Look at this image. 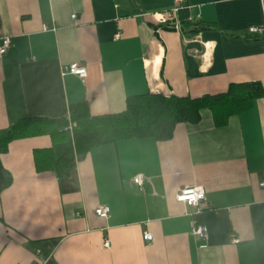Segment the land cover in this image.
Returning <instances> with one entry per match:
<instances>
[{"label":"crops","instance_id":"crops-1","mask_svg":"<svg viewBox=\"0 0 264 264\" xmlns=\"http://www.w3.org/2000/svg\"><path fill=\"white\" fill-rule=\"evenodd\" d=\"M176 6L0 0V46L11 38L0 54V129L24 117L66 118L82 102L103 115L147 93L201 97L244 82L264 90V36L242 38L263 24L264 0H184L189 18L214 24L196 34L157 22ZM74 62L85 78L64 71ZM73 138L19 139L0 156L12 176L0 191V264L42 263L37 250L45 264H264V95L225 124L204 109L170 139L96 146L62 178L37 171V150L60 156ZM138 174L142 187L132 181ZM195 186L206 204L176 200ZM104 205L108 218L95 212ZM195 224L206 226V239L191 233Z\"/></svg>","mask_w":264,"mask_h":264},{"label":"trees","instance_id":"trees-1","mask_svg":"<svg viewBox=\"0 0 264 264\" xmlns=\"http://www.w3.org/2000/svg\"><path fill=\"white\" fill-rule=\"evenodd\" d=\"M189 17L188 8L181 7L166 28H171L176 20L185 33L196 34L214 26ZM242 38L258 40L261 36L246 35ZM263 95V86L259 82L232 83L225 92L201 97H167L147 93L129 97L123 111L103 115L91 114L89 104L82 102L72 105L66 118L24 117L0 129V156L8 151L10 143L15 140L49 135L54 142L65 141L71 131L74 144L60 156H56L53 147L35 152L37 171H52L62 178L75 167L78 159L96 146L129 138L170 139L177 124L198 122L204 109H210L216 123L222 125L230 116L249 108ZM11 182L12 176L0 159V191Z\"/></svg>","mask_w":264,"mask_h":264},{"label":"built area","instance_id":"built-area-1","mask_svg":"<svg viewBox=\"0 0 264 264\" xmlns=\"http://www.w3.org/2000/svg\"><path fill=\"white\" fill-rule=\"evenodd\" d=\"M177 6L169 13L164 14H158L156 15V20L159 24H168L169 21L173 18H176L178 10L182 7L181 4L184 2V0H176ZM74 17V15H73ZM172 27L180 30V24L176 20L175 24H171ZM248 34L249 35H255V36H264V22L261 25L257 26H250L248 28ZM11 42V38L5 37L2 40V44L0 46V54H3L6 52L7 48L9 47ZM65 72L75 74L81 78H85L87 75V68L83 65H80L78 62L71 63L69 66H65L64 68ZM133 183L136 184L139 187H142L146 181V178L142 174H138L133 177ZM261 186L264 187V182H262ZM206 190L202 186H195V187H184L180 189L176 196V200L178 202H184L189 206H198L201 203L206 204ZM96 214L102 218H108L111 213V208L108 205L99 206L95 210ZM191 233L199 238L206 239L208 235V230L206 226L204 225H193ZM144 240L147 242L153 241V235L149 232H145L143 236ZM234 242H238V239H235ZM110 244L109 240H106L104 242V246L108 247ZM37 256L42 259V263H36V264H45L48 262L49 258L43 259L41 256V250H37L36 252Z\"/></svg>","mask_w":264,"mask_h":264}]
</instances>
